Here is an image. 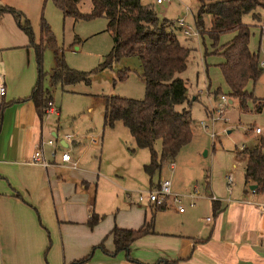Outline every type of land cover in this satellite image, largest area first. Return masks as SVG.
<instances>
[{
	"label": "crops",
	"instance_id": "1",
	"mask_svg": "<svg viewBox=\"0 0 264 264\" xmlns=\"http://www.w3.org/2000/svg\"><path fill=\"white\" fill-rule=\"evenodd\" d=\"M39 2L37 0V5ZM19 9L26 13L27 9ZM7 15L0 13V22L6 26L2 31L14 35L18 28L10 15L11 22L6 19ZM13 44L24 48L26 37ZM23 51L25 60L22 57L14 64V61L3 64L0 60V81L4 84L0 123V264H65L99 242L108 249L112 248L109 230L113 225L136 228L150 216L153 218V232L130 242L132 260L126 259L121 250L107 255L94 248L90 259L82 264H164V260H169V264H264V211H259L255 204L264 202V193L249 192L250 183L243 177L242 186L231 189L233 177L230 174L223 178L226 196L216 197L209 182L204 186L205 172L203 175L196 173L194 178L185 179L184 190L173 188L170 182L171 193L185 194L182 197L185 206L181 211L170 198L163 208L157 210L148 201L146 204L122 201L120 209L116 207L108 217L89 226L86 220L91 211L96 212L93 208L95 200L91 193L92 182L78 173V158L71 151L79 142L73 140L69 145L64 137H56L53 133V137L48 138H52L55 145L57 142L59 149L68 150L70 158L76 162L74 168L60 164L58 156L47 167L27 162L33 144L47 139L42 137V119L36 116L32 102L23 100L30 87L29 73L16 74L21 63L19 71L23 69L24 61L27 69L30 67V52L27 48ZM31 69L33 71V66ZM100 99L101 102L105 100ZM57 113L54 108V114ZM121 125L120 121H115L111 127L102 126L97 142L99 151L106 146L107 135H114L116 129L121 138H130L133 176L137 180L132 186L147 189L148 177L142 166L148 163L149 154L145 153L146 149L135 146L128 130L127 136ZM261 132L260 129L257 135ZM109 141L120 146L116 139ZM257 141V138L253 139L247 147L255 146ZM49 149L50 146H43L47 159ZM261 151L264 153V147ZM241 162L243 174L242 159ZM177 168V163H170L171 172ZM231 194L233 196L229 197ZM211 200L218 202L217 211H213ZM111 204L118 205L119 199L118 203L112 200ZM200 210L210 215L202 216Z\"/></svg>",
	"mask_w": 264,
	"mask_h": 264
},
{
	"label": "rangeland",
	"instance_id": "2",
	"mask_svg": "<svg viewBox=\"0 0 264 264\" xmlns=\"http://www.w3.org/2000/svg\"><path fill=\"white\" fill-rule=\"evenodd\" d=\"M140 2L152 6L159 19L175 22L177 18H182L185 25L193 27L192 16L196 11L197 0H169L159 5L155 4L154 0H140ZM261 2L263 7L257 11L258 21L252 19L250 13L241 15V21L249 25L248 48L251 52H257L258 66L260 59H264V0ZM0 5L15 7L24 14L30 23L33 43L38 42L39 20L42 16L55 40L58 49L56 56L62 58L69 69L90 72L86 76L87 81L81 80L72 84L57 82L50 85L48 73L55 64L54 52L51 48L42 50V87L50 96L48 101L51 102L53 110L54 108L58 110L57 115L51 112L42 118V137L48 139L53 137V133L56 137L67 139L69 145L71 139L79 142L71 151L78 158V173L85 175L86 179L92 182L91 193L95 200L93 208L101 216L100 220L108 217L116 207L120 209L122 201L146 204L145 199L137 201L136 196L139 191L144 192L149 187L134 189L135 187L132 186L137 180L133 176L131 139L121 138V134L116 129L115 134L112 133L114 135H107L106 146L102 152L99 151V143H97L103 129L101 112L104 101L101 102V96L118 95L133 99L143 97V81L139 76L140 65L136 56H119L110 66L98 69L112 43L110 35L103 30L105 25L103 18L73 20L70 17H63L50 0H40L38 5L37 0L36 2L35 0H0ZM19 7L27 9L26 13ZM77 7L81 12H88L89 0H79ZM6 19L11 22L8 15ZM203 20L206 29L209 16L205 15ZM176 26L173 23L170 28L178 41L189 48L185 68L176 74L185 82L189 106L183 102L175 105L174 109L188 107L192 119L191 136L173 160L177 163V170L171 172L170 163L164 164L158 173L160 178L155 174L152 180L155 182L158 179L159 182L161 179H167L173 188L180 191L186 189L185 179L194 178L196 173L203 175L205 172L208 175L211 192L217 195L216 197H222V194L226 196L224 176L232 175L231 189L233 186L235 189L242 186V162L236 153L250 145L253 139L264 136V69L262 68L261 74L254 82L248 81L244 87L246 92H251L256 98L254 102L246 100L247 102L239 103L237 98L228 95V88L220 74L217 65L223 61L220 50L211 46V40L206 34L203 33L201 37L199 33L198 36L185 37ZM5 29L6 26L0 22L2 52L0 60L3 64H11L12 61H14L12 64L17 63L22 57L25 60L22 54L25 48L30 52V67L27 69L24 61L23 69L19 71L21 63L16 72L23 75L29 73V94L36 81L33 49L28 45L27 37L24 48L14 46L16 44L13 43L24 40L25 35L18 29L15 30L14 35H6L3 33ZM233 35L234 32L221 34L218 38V46L229 41ZM11 45L14 47L11 48ZM119 71L126 74L122 79H117ZM216 88L219 92L214 96L213 91ZM221 96L224 97L223 100ZM254 125L262 130L260 135L253 132ZM121 127L127 132L125 127L122 125ZM91 134L97 137L96 142L89 141L88 137ZM109 139H116L120 146H116L113 141L107 142ZM154 150L158 154L159 140L154 141ZM144 151L148 153L147 149ZM177 194L179 205L185 206V200L182 198L185 194ZM232 196L233 194L229 197ZM118 199V205L111 204L112 200L118 203ZM168 200L169 198L166 199V203ZM196 207L199 210V205ZM198 212L202 216L210 215L201 210Z\"/></svg>",
	"mask_w": 264,
	"mask_h": 264
},
{
	"label": "trees",
	"instance_id": "3",
	"mask_svg": "<svg viewBox=\"0 0 264 264\" xmlns=\"http://www.w3.org/2000/svg\"><path fill=\"white\" fill-rule=\"evenodd\" d=\"M45 1V0H43ZM63 17L73 20H89L103 18L104 31L112 39L111 47L98 69L110 66L119 56L134 55L139 61V76L143 81V97L133 99L118 95L105 97L102 111V126L111 127L115 121L128 130L137 148L147 149L149 160L142 166L148 177V187H154L153 176L159 175L161 166L172 163L179 149L191 136V123L188 107L175 110L174 106L188 101L185 82L176 74L185 68L189 48L183 46L170 28L174 22L157 18L152 6L141 4L140 0H89L88 12L79 11V0H50ZM263 7L261 0H197L193 15V27L200 34L211 40V46L220 50L223 61L218 63L220 74L228 88V95L237 98L239 103L254 100L251 92L244 87L248 81L254 82L262 72L258 66L257 52L248 48L250 35L249 25L241 21V15L250 13L251 18L258 21V10ZM0 13L12 17L17 28L27 37L28 45L32 47L36 63V81L27 97L32 102L39 120L46 114V102L50 96L42 87L41 57L44 48L54 52V67L48 73L49 84L57 82L72 84L77 81H87V74L69 69L63 59L56 56L55 40L42 16L39 20L38 42L33 43L29 20L17 9L0 5ZM209 16L208 26L204 28L203 17ZM175 24V23H174ZM179 29L178 26H176ZM175 29V27H174ZM234 32L232 38L218 46V38L223 33ZM61 52V50H59ZM59 52V53H60ZM127 71V70H125ZM126 74L120 71L117 79ZM219 89L213 91L217 95ZM22 100H14L18 102ZM9 103H12L10 101ZM0 103V123L3 109ZM159 140L158 154L154 150V141ZM264 137H259L253 147H244L236 155L243 161V180L253 185V193H264ZM205 187L208 184L207 173L203 176ZM154 210L165 205H155L149 202ZM213 211H217L218 202L211 200ZM100 215L90 213L86 222L89 226L95 224ZM153 232V218L144 220L136 228L113 225L109 230L112 248L108 249L102 242L92 245L80 257L71 259L65 264H82L91 257L94 248L98 247L107 255H114L122 250L126 259L129 256V244L135 238ZM132 260V259H131ZM169 264V260H164Z\"/></svg>",
	"mask_w": 264,
	"mask_h": 264
},
{
	"label": "built area",
	"instance_id": "4",
	"mask_svg": "<svg viewBox=\"0 0 264 264\" xmlns=\"http://www.w3.org/2000/svg\"><path fill=\"white\" fill-rule=\"evenodd\" d=\"M167 1L169 0H154V3L162 4ZM174 23L179 27L180 32L183 36L185 37L198 36L197 30L194 27L191 28L188 25H185L183 23L182 18H177ZM259 66L264 69V59H260ZM3 94H4V84L0 81V103L3 97ZM101 97L105 98L107 96L104 95ZM220 98L222 100L224 99L223 96H221ZM45 112L46 114L49 112H54L53 107H51L50 101L46 102ZM252 130L255 134L260 133L259 127H255ZM88 139L91 142L97 141L95 136H89ZM73 140L74 139H71L70 141H73ZM44 145L50 146V149L47 151L48 159L46 158L43 152ZM56 156H58V160L60 164H66L70 168H74L76 166V162L70 158L68 150L59 149L57 147V142L55 145V142L52 138L47 139V140H39L35 142L32 146L31 153L29 157L27 158V162L30 164H37L42 167H47V166L52 165L55 162L54 160ZM229 181H230V176L227 178V182ZM169 186H170V183L167 179H161L159 180L156 186L151 187L144 192L139 191L137 193L136 199L137 201H143L145 199L146 201L151 202L155 205H158V204L166 205V199L170 198L172 199L173 202L175 201L177 210L181 211L183 207L179 205L178 194L171 193ZM249 192L253 193V189H249ZM255 204L259 211H264V202H256Z\"/></svg>",
	"mask_w": 264,
	"mask_h": 264
},
{
	"label": "water",
	"instance_id": "5",
	"mask_svg": "<svg viewBox=\"0 0 264 264\" xmlns=\"http://www.w3.org/2000/svg\"><path fill=\"white\" fill-rule=\"evenodd\" d=\"M253 188H254V186H253V185H250V186H249V189H253Z\"/></svg>",
	"mask_w": 264,
	"mask_h": 264
}]
</instances>
